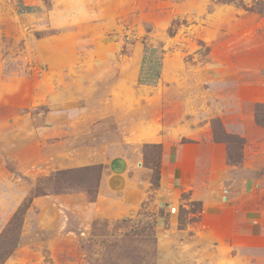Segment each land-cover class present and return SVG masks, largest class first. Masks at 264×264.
Returning <instances> with one entry per match:
<instances>
[{
	"label": "rangeland",
	"instance_id": "obj_1",
	"mask_svg": "<svg viewBox=\"0 0 264 264\" xmlns=\"http://www.w3.org/2000/svg\"><path fill=\"white\" fill-rule=\"evenodd\" d=\"M127 91L139 119L208 126L229 173L188 181L222 213L165 199L162 145L125 142ZM125 154L128 185L106 168ZM261 244L264 0H0V264H247Z\"/></svg>",
	"mask_w": 264,
	"mask_h": 264
},
{
	"label": "crops",
	"instance_id": "obj_2",
	"mask_svg": "<svg viewBox=\"0 0 264 264\" xmlns=\"http://www.w3.org/2000/svg\"><path fill=\"white\" fill-rule=\"evenodd\" d=\"M140 83L143 82L140 81ZM145 84L151 83L145 82ZM136 95H132V93L128 91L123 94V100L126 101L127 104L133 105L130 106L133 113L128 115L129 117L133 116V119L127 118L124 122V129L133 133H129L125 142L130 146H140L142 144L162 145L163 162L160 174V185L161 193H164L166 196L165 199L171 200V206H173L174 202L178 200L180 193L182 191H188L190 192V198L202 201L204 208L207 207L206 210L211 208L212 211L218 210V213L219 211L222 213L221 190H212V193H210L211 190H207V192L204 193L191 186L194 180L188 181V178H193L195 174L202 173V175L205 176V173L206 177L209 179L208 186L212 189L213 186L219 184L218 180L214 183L215 176H227L229 173L227 166H225L226 154L219 144L217 145L215 141L213 142L208 126L191 120L181 125H173L170 123L172 122L170 116L169 118L166 117L161 119L158 117L159 113L156 116L146 113L139 119L138 116L142 109L136 108V104L134 103L135 98H137ZM203 151L208 152L203 153ZM207 161H210L209 168L207 171L203 172V169L199 168L203 162L207 163ZM183 162L186 163V165H183ZM215 163L217 164L215 165ZM140 164V161L130 155L115 156L107 161L106 168L108 169V177L125 180V184L123 185H128L132 177L138 173L136 165L140 166ZM218 164L220 168H218ZM251 179L252 177L248 178L243 186L246 192L251 191L255 185L253 179ZM107 181L108 179L105 178L103 184L108 185L109 181ZM222 183L224 182L222 181L221 184ZM190 187L193 191L187 190ZM126 191H128V189H126ZM253 210L254 209L249 210L246 213L247 221H251V225H241L240 230L242 228L246 230L261 229L259 224L260 217L255 216ZM235 257L238 259L241 256L238 257L235 255L234 258ZM246 258L247 264H264V249H262L261 253L250 252ZM255 260L257 261L255 262Z\"/></svg>",
	"mask_w": 264,
	"mask_h": 264
},
{
	"label": "trees",
	"instance_id": "obj_3",
	"mask_svg": "<svg viewBox=\"0 0 264 264\" xmlns=\"http://www.w3.org/2000/svg\"><path fill=\"white\" fill-rule=\"evenodd\" d=\"M218 1L219 2H222V3H226V4H229V3L231 4V3H234L235 2V0H218ZM140 81L143 82V83H145V81L142 79V77L140 78Z\"/></svg>",
	"mask_w": 264,
	"mask_h": 264
},
{
	"label": "bare ground",
	"instance_id": "obj_4",
	"mask_svg": "<svg viewBox=\"0 0 264 264\" xmlns=\"http://www.w3.org/2000/svg\"><path fill=\"white\" fill-rule=\"evenodd\" d=\"M163 76V75H162Z\"/></svg>",
	"mask_w": 264,
	"mask_h": 264
}]
</instances>
